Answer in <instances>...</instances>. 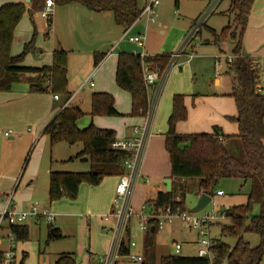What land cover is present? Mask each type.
Instances as JSON below:
<instances>
[{
  "label": "trees",
  "instance_id": "16d2710c",
  "mask_svg": "<svg viewBox=\"0 0 264 264\" xmlns=\"http://www.w3.org/2000/svg\"><path fill=\"white\" fill-rule=\"evenodd\" d=\"M47 0H31L30 10L23 3L7 4L0 7V94L11 92L14 84L25 81L30 94L59 95L62 105L72 95L68 91V56L69 53L57 50L53 53V65L44 68H28L22 66L25 57L35 50L37 34L34 21L46 5ZM55 7H66L77 4L96 14H109L115 25L123 30L131 28L142 13L138 0H53ZM228 13L233 21L219 34L211 30L216 42L232 40L235 43L234 61L230 70L233 74V93L237 107V116L233 119L238 124L239 134L227 137L218 128L212 133L198 135H179L176 125L188 119L185 97L176 95L173 98V111L168 121L165 134V149L170 155L171 192H160L153 200L156 212L171 208L174 212H188L185 207V190L176 186L177 180L198 179L200 195L213 197L218 182L225 179H239L250 183V192L245 205L233 206L225 211L229 225L222 227L224 235L234 237V247L217 241L213 248L216 256L215 264H261L264 258V93L257 90V73L251 69L247 57L242 55V39L247 29L255 0H229ZM175 5L179 7V0ZM28 13L34 28V35L19 56H12V47L16 29ZM52 20L48 22V35ZM219 45V46H220ZM171 55L150 57L146 63L157 71L163 72L170 63ZM104 54H94V67H98L105 59ZM117 86L127 92L132 99L130 117L143 118L149 108L148 90L145 87L142 60L140 54L120 53L116 71ZM80 107L70 105L63 109L46 128L44 135L49 138L50 147L59 144L69 146L82 145V152L70 158L75 161L88 162L89 172H55L49 174L48 199L50 203L63 199L75 201L80 187L84 184L97 187L107 177H120L125 173V162L129 158L125 152L112 149L117 135L112 130L96 127L91 123L81 129L78 123L85 117ZM90 117H122L115 109V98L108 93H94L91 96ZM223 137L224 141H220ZM238 150L242 159L234 155ZM237 153V154H238ZM242 153V154H241ZM29 158V156H28ZM241 158V157H240ZM28 162V159L25 161ZM53 163V162H52ZM180 193V201L177 200ZM2 195H0V200ZM212 199V198H211ZM212 201V200H211ZM259 213L253 214L255 207ZM145 239V262L156 264L154 247L159 234L157 227L150 225ZM11 231L17 236V243L26 242L30 236L27 225L13 226ZM255 234L260 237V245L253 248L245 242L242 234ZM63 236L57 229H51L47 245ZM130 231L127 239L130 240ZM130 249L124 248V255ZM26 258V257H25ZM24 258V259H25ZM24 260L20 263L23 264ZM0 264H5L4 251H0ZM55 264H78L73 255H61ZM159 264H209L204 258L195 254L190 256L162 257Z\"/></svg>",
  "mask_w": 264,
  "mask_h": 264
},
{
  "label": "crops",
  "instance_id": "0c3cea01",
  "mask_svg": "<svg viewBox=\"0 0 264 264\" xmlns=\"http://www.w3.org/2000/svg\"><path fill=\"white\" fill-rule=\"evenodd\" d=\"M221 2L223 0H220ZM23 3L27 6V9L30 10V3L27 4L26 0H0V7L7 4H16ZM217 4H215L212 9H216ZM212 12V10H211ZM91 13V14H90ZM38 15V14H37ZM35 15L34 19L37 17ZM213 15V13H212ZM28 16L25 15L20 24L18 25L14 37V43L12 47V56H19L20 49L25 47L29 43L34 35L32 27L27 23L29 21ZM31 21V19H30ZM97 25L95 26V22ZM208 22V20H207ZM205 24V27L207 25ZM32 23V22H31ZM139 22L135 23L130 29L128 36L125 37L126 30L122 28H114L113 18L109 14L96 15L85 8L72 4L66 7H56L54 15L52 17L51 32L48 35V28L45 29L46 40L48 44L45 50H42L39 56V63L34 66H28L25 62L22 63V66L28 68H44L51 67L53 65V53L57 50L65 51L69 53L68 56V74H69V84L68 91L72 96H75L72 104L80 107L81 110L86 114L85 118L78 123V126L81 129H85L91 123L96 127L105 130H112L117 135V140H131L136 137L134 133L135 128H140L144 119L139 117H130L129 115L132 112V99L131 96L121 90L116 84V71H117V62L118 56L120 53H129V54H139L141 51L130 49L129 46H124L121 49L122 44L127 41L130 44L136 46V44L131 43L128 38L135 37L145 34L149 30L145 29L144 33L139 31L132 35L136 29V25ZM29 25V26H28ZM33 26V25H32ZM22 28V30H21ZM121 29L123 36L116 37L111 45L110 50H104L107 45L101 40L97 41V48L92 51L90 59L83 64V67L79 70H75V73L78 72V77L75 76V73H72V65H75V61L81 59V53L79 51V42L81 37H89L92 40L100 38L101 34L113 36L116 33V30ZM211 30V29H210ZM215 31V30H214ZM216 33H220L215 31ZM201 33V32H200ZM224 46V45H223ZM16 47V51L15 48ZM223 49H226L225 46ZM231 55L235 49V43L230 44ZM119 50V53H116ZM145 51L149 57H156L162 55H172L168 53L157 54L152 53L151 50L145 45ZM23 52V51H22ZM242 55L247 57V60L250 64L252 70L257 73V90L264 93V0H255L252 7V12L250 15L249 23L245 31L244 37L242 39ZM20 53V54H19ZM104 54L106 55L105 59L100 63L98 67H94V54ZM223 53V52H222ZM227 55L223 53L222 55ZM196 58L188 65L181 66L176 69L168 82L166 87V92L164 98L161 101L156 120L154 123V133L148 141L146 161L143 165V176L145 179L150 181V184H145L144 180L139 183L137 186L133 205L137 213H141L144 206L148 208H153L152 201L155 200L156 196L160 192L168 193L172 191L168 189L164 183V179L168 178L170 173V164L162 165L158 163L159 158L162 156V161L167 160L163 156L166 152L165 149V134L168 131V121L173 111V98L176 95H183L185 97V106L188 111V119L184 122H180L176 125V132L179 135H198L202 133H212L215 128H218L221 131V134L227 137H235L239 134L238 124L233 121L237 116V107L234 98L232 97L233 93V74L230 68H224L221 76H217L214 70L215 81L213 84V95L204 94V93H185L182 89L181 79L183 75H178V70H182L184 67H189L193 62L197 60V54L195 51ZM230 56V55H227ZM215 62V60H214ZM83 81L81 82V79ZM95 79V80H94ZM87 82L86 85H84ZM93 83V85H91ZM83 89L81 90L82 86ZM88 89V91H87ZM94 93H108L115 98V109L122 115V117H90L91 112V96ZM151 94V93H150ZM148 97H151L148 92ZM14 104L17 110L20 112V115L28 114L32 115V111L37 113L40 112L39 118L37 119V127L28 128L32 130L33 140L38 141V129H40V136L44 137V132L49 124L55 119L59 114L60 108L62 107L61 101L56 102L53 100L52 94L37 95L29 93V86L25 81L18 82L14 84L11 92L1 93L0 94V109L4 111L5 106ZM37 110V111H36ZM8 115V111H4ZM3 112H0L2 115ZM87 119V120H85ZM17 121H12L10 126H15ZM82 125V127H81ZM10 139L13 138L10 136ZM42 139V138H41ZM50 146V142H42V145ZM62 146V149L66 150V155L60 157L56 163L57 167H48L47 171H44L42 175L43 182H39V176L37 181H30L25 188L21 191H17V185L13 188L11 193L8 191H0L2 195V201L0 200V210L5 207L6 200L8 197L13 195V203L19 209H26L32 205H39L42 208H49L52 213L55 215V222L53 225L48 226V236L51 229H57L60 233L63 232L66 235L67 232V222H60L56 225L57 219L60 217H76L81 218L86 223H90L89 227L96 225L98 228L105 230L107 223L104 221V218L111 213L113 210V200L115 197L116 187L119 184V177H107L103 180L101 185L94 187L87 184H84L80 187L78 198L75 201H70L68 199H63L59 202L50 203L48 199L49 191V174L51 171L55 172H89L90 164L88 162H71L68 163V160L78 153L82 152V145L80 148L78 146H69V145H58L56 148ZM55 148V149H56ZM2 155L0 154V163L2 160ZM159 157V158H158ZM80 163V164H77ZM145 166V167H144ZM158 167L164 168L166 170L165 174H160ZM24 170V169H23ZM45 175L48 177L47 182H45ZM13 177V176H12ZM11 178V177H9ZM34 178V177H32ZM31 178V179H32ZM153 180V182L151 180ZM16 184L18 178L10 179ZM0 190H4L3 187H0ZM15 195H14V192ZM224 196V195H223ZM201 195H199V198ZM180 201V198H177ZM3 202V205H2ZM247 203V202H246ZM245 205V204H243ZM233 207V206H232ZM65 209L70 210H81L86 212L82 213H64ZM71 212V211H70ZM80 214V215H79ZM94 220V222H93ZM33 226L38 227L40 222H32ZM84 223V222H83ZM85 223V224H86ZM56 226V228L54 227ZM135 222H133V228ZM6 230L1 233V237L5 236ZM62 235V234H61ZM63 236V235H62ZM100 237H102L100 235ZM105 240V239H104ZM111 241V240H109ZM104 241L103 243H93L90 239L87 245L82 246L89 250L86 256L77 251L76 253H63L73 255L78 264H97V260L100 256L104 255L109 248L110 242ZM0 240V244H2ZM102 244V246H100ZM173 244V243H172ZM182 244V243H181ZM183 248H184V244ZM191 249L195 250L197 247V235L196 238L190 242ZM85 249V250H86ZM17 257L19 263H21L27 253L22 249L21 254L19 253L18 246L16 248ZM61 254V255H63ZM59 255L58 258L61 256ZM57 258V259H58ZM55 260V262L57 261Z\"/></svg>",
  "mask_w": 264,
  "mask_h": 264
},
{
  "label": "rangeland",
  "instance_id": "374dc122",
  "mask_svg": "<svg viewBox=\"0 0 264 264\" xmlns=\"http://www.w3.org/2000/svg\"><path fill=\"white\" fill-rule=\"evenodd\" d=\"M146 2L147 0H138L141 9L145 7ZM175 2L176 0H161V5L157 10L156 22L150 23L149 30L148 32L146 31L147 34L145 32L146 47L148 48V50H151L152 53L175 54L184 45L186 38L190 31L193 29L195 23L202 20V18L212 10L213 15L211 13L206 27L204 26L202 28L201 33L193 42V46L195 47L194 51H196L198 57L197 60L193 62L189 67H184L182 70H178V75H183L181 84L182 89L185 91V93L189 94L193 91L194 93H209L210 95H213V84L215 81L214 58L221 56L223 53L231 55L230 44H232L233 41L229 39L222 42L220 45L218 42H216L214 36L211 33V30L221 32L233 21V15L228 13L230 1L223 0L221 2L219 0V3L215 10L212 9V7L217 4L218 0H179V7L175 5ZM26 15L28 16L27 18H29V14L26 13ZM34 21L37 30L35 38V50L25 57V64L23 63L24 65L27 64L28 66H34L39 63L40 53L42 52V50L46 49V46L48 44V40H46L47 38L45 35V29L48 28V23L43 20L39 14L34 19ZM27 23L30 25V27L33 28L30 19L29 21L27 19ZM96 25L97 23L95 22V26ZM114 26V28H117L115 23ZM146 28H148L147 17H144L142 21H140L136 25V29L132 33V35L138 31L140 33H144ZM120 32L121 29L116 30V33L113 36H110V42L108 41L109 36L105 34H101V37L96 38L95 40H92L89 37L85 39L81 37L79 42V51L82 57L79 61H75V65H72V73L74 74L76 69H81L87 59H90L92 51L97 48V41L102 40L105 45H107L104 50L100 51L110 50V48L115 43L112 44V46L108 45H111L112 41L116 37L118 38L119 36H123L122 33L120 35ZM223 45L226 49H223ZM124 46H129L130 49H134L135 51H141L136 46L130 44L127 41L122 44L121 49ZM14 48L16 51V47ZM17 49H20V53H22L23 48H19V45H17ZM191 51V49L188 50V52ZM116 53H119V50ZM78 75V72L75 73V76L78 77ZM83 79L84 78L81 79V82L83 81ZM149 93H151V91ZM149 95L151 96V94ZM4 111H8V115ZM4 111L0 109V112H3V114L0 115V154L3 156L2 160L4 158V161L0 163V187H3L4 190L0 191H8L10 194L16 185L17 191H21L27 186L30 181H37L38 176V181L42 183V175L44 171H47L50 165L52 167H57L58 163H56V161L67 153L65 149H62V146L56 148L58 146L56 145L55 147L51 148L49 146V143L44 148L42 142L50 141L47 136H40V129H38V141H35V139L33 140L34 137L32 136V133H28V128L37 127V119L39 118L40 112L37 113L35 111H32V115H28L26 113L22 116L20 115V112L17 110L14 104L5 106ZM12 121H17L15 126H10ZM9 131L13 132V134L11 135V137L13 138L12 140L10 139V137H5V133ZM77 146V148H80L81 145ZM165 152L166 153L163 156L168 159L161 162L162 156L161 158L158 157L160 159L158 163H162L161 166L165 165L166 168V164H170V155L167 151ZM237 153L238 150L234 148V155H236V157H238L239 159H242V156ZM26 159H28L27 163L25 162ZM162 167H158V170L160 174L164 175L166 170H164V168ZM14 178H18V181H16V184H14L13 181L10 184V179ZM47 178L48 177L45 175V182H47ZM151 181L153 182V180ZM163 184H165L168 189H171L173 186V181L171 180V167L168 178L164 179ZM175 184L176 186L181 185L184 187L185 207L188 212L191 213V211L197 206L201 198H199V180L183 179L177 180ZM250 188V183H245L243 180H221L215 187L214 195L213 197H211L212 201L210 202V204L203 211L194 215L199 218H204L207 216L220 217L221 214L225 213L228 208L246 204ZM218 192H222L224 196H218ZM177 195L180 198L179 192ZM1 211L2 210H0V212ZM65 211L66 212L64 213L86 214V212L81 210L74 211L65 209ZM258 213L259 207L257 206L255 207L253 214L257 215ZM62 221L67 222L68 227L66 235L61 232L63 238L61 240L52 241L48 245V226L44 221H41L38 227L33 226L34 223L32 222L27 225L30 228L29 239L26 242H20L16 244V247L18 246L20 254L22 249L27 253V257L24 259L23 264H55V260L59 255L63 253H76L77 251H80L81 254L83 253L84 256H86L87 253H89V250H87L86 248H82V246L85 245L87 247L86 244H88L89 239L93 243H103L104 241H109L112 238L111 235L108 234L105 230H103L102 228H98L96 226L97 224H93V226L89 227L90 223H86L81 218L78 219L76 217H60L57 219L56 225ZM229 224V220L225 218H218V220H215L213 222V225L211 226L209 232L212 240L226 244L230 247H234L237 243V239L224 235L222 233V227ZM54 227L56 228L55 225ZM100 235L102 237H100ZM194 238H196L195 232H189L186 226L178 219L175 220L172 224L167 225L164 230L158 234L156 239V245L154 247L156 264H159V261L162 257L174 255V248L172 244L174 242L184 244L182 256L194 255V252L190 246V242H192ZM242 238L253 248L258 247L261 242L260 237L255 234L243 233ZM145 239L146 237L141 235L139 236L138 240V251H142L143 253H145ZM100 246H102V244H100ZM7 248L8 244L6 242L0 244V251H5L7 250ZM261 264H264V258Z\"/></svg>",
  "mask_w": 264,
  "mask_h": 264
},
{
  "label": "built area",
  "instance_id": "2783aa9c",
  "mask_svg": "<svg viewBox=\"0 0 264 264\" xmlns=\"http://www.w3.org/2000/svg\"><path fill=\"white\" fill-rule=\"evenodd\" d=\"M160 5L161 0H147L137 22L147 17V27L150 23H155L157 10ZM55 8L54 1L47 0L45 8L39 15L48 23L52 20ZM211 13V11L208 12L202 20L195 23L181 49L170 56V63L163 72L157 71L150 64L146 63V60L150 58L145 51L147 32L143 35L128 38L131 43L136 44L141 50L139 54L142 60L144 84L148 92L151 91V97H149V108L145 113L143 125L140 128L134 129L136 137L131 140H116L112 144L113 150L125 152L129 158L125 162V173L119 177V184L116 187L113 200V210L104 218L107 225L109 224V226H106L105 231L112 237L110 245L108 251L98 258L97 264H143L145 256L142 251H138L139 236L146 237L152 223L160 233L167 225L172 224L177 219L186 226L189 232H195L197 235V247L194 250V254L199 258L208 260L209 264L216 263L213 248L218 243L211 239L209 230L215 220L226 218L225 213H222L220 217L207 216L199 218L190 212H181L180 210L174 212L171 208L156 212L154 208L146 206H144L141 213H137L133 205L135 192L140 181L144 180L145 184H150V181L144 178L142 169L147 153L148 141L154 133V123L165 89L172 73L181 66L190 64L196 58L193 42L205 26ZM129 29L126 30L125 37L128 36ZM189 49L192 51L188 52ZM237 58V56H227L225 54L215 57L216 75L221 76L223 69L225 67L230 68ZM86 84L87 82L84 85ZM75 96L68 98L60 108V112L72 104ZM53 100L59 102L61 98L59 95H53ZM29 132L33 133L32 130H29ZM12 134V131L6 132L5 137L9 138ZM219 139L220 141H224L223 137ZM223 195L222 192H218V196L221 197ZM12 198L13 195L8 197L5 207L0 212V235L6 230L5 236H0V240L8 244L7 250L4 251L5 264H20L16 251L17 236L10 228L28 225L30 222L37 221H44L47 226H51L55 222V215L49 208H42L37 204L23 210L19 209L13 203ZM133 222H135L134 228ZM129 231L131 238L128 241L127 236ZM124 248L130 249L128 255H124ZM173 248L175 256L182 255L183 245L181 243L174 242Z\"/></svg>",
  "mask_w": 264,
  "mask_h": 264
},
{
  "label": "water",
  "instance_id": "95a60500",
  "mask_svg": "<svg viewBox=\"0 0 264 264\" xmlns=\"http://www.w3.org/2000/svg\"><path fill=\"white\" fill-rule=\"evenodd\" d=\"M31 0H26V3L29 4ZM211 197L208 195H202L197 206L191 211V213L197 214L203 211L211 202Z\"/></svg>",
  "mask_w": 264,
  "mask_h": 264
}]
</instances>
